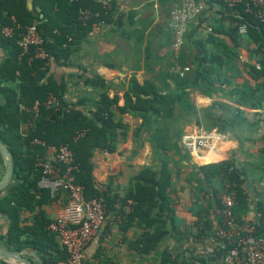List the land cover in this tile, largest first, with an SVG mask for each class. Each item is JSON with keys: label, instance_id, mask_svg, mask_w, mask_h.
Segmentation results:
<instances>
[{"label": "crops", "instance_id": "obj_1", "mask_svg": "<svg viewBox=\"0 0 264 264\" xmlns=\"http://www.w3.org/2000/svg\"><path fill=\"white\" fill-rule=\"evenodd\" d=\"M35 1L46 4L48 12L52 0H26V8L42 17L41 7ZM79 1L89 8L100 5L101 8L94 10L98 12L97 18L74 26L70 22L65 25L64 19L60 20L58 25H64L74 36L70 62L53 58L46 62L47 75L51 74L58 83H64L67 99L73 101L86 97V109H83H93L99 89L87 81L94 76L108 82L103 90L110 97L116 95L118 105L124 103L123 96L131 76L139 82L152 79L174 88L181 85L174 79H189L197 54V58H209L204 60V64L210 65V75H207L209 90L201 91L194 86L185 88L188 91L187 104L196 112L182 116L188 120L184 133L216 130L208 117L201 118L202 110L212 105V112L235 117L242 111L248 117L243 126H238L242 131L221 133L213 147L201 149L199 154H192L183 147L180 152L154 155L148 141L144 139L138 145L133 138V130L141 119L127 112H117L116 117L121 116L129 125L127 133L120 137L114 151L95 149L91 159L95 185L108 194L109 205L103 226L86 246L85 263L218 264L217 260L199 258V250L214 243L213 230L223 188L219 177L212 176L206 181L195 166L234 158L244 171L250 203L249 210L242 217L249 221L260 218L264 208V151L261 150L264 148V73L253 69V64L264 49V41L256 31L257 27L247 29L244 22L239 23L240 11L225 6L220 0H207L202 13L188 23L182 45L176 47L169 21L171 11L179 7L182 0ZM60 14L67 16L65 8ZM16 27L19 23L13 25L14 32ZM5 56L0 47V63ZM186 66L188 69L184 70ZM170 76L171 82H168ZM128 94L132 96L130 92ZM25 126L22 124L18 130L22 135ZM251 127L255 130L249 131ZM51 157L52 154L46 152V159ZM163 161L169 171L171 187L166 191L174 210L173 216L164 222L157 208L148 217L139 215L145 206L130 194L136 187L138 172L147 165L161 168ZM3 171L4 165L0 178ZM60 201H52L43 207L50 218L66 215ZM162 225L164 234H157L156 228ZM7 227V217L0 215V232L5 233ZM146 232L161 235L148 249L140 242ZM19 251L26 260L37 264V257H40L36 250L24 248ZM4 263L16 264L14 260L0 257V264ZM56 264H67L66 259Z\"/></svg>", "mask_w": 264, "mask_h": 264}, {"label": "trees", "instance_id": "obj_2", "mask_svg": "<svg viewBox=\"0 0 264 264\" xmlns=\"http://www.w3.org/2000/svg\"><path fill=\"white\" fill-rule=\"evenodd\" d=\"M35 3L41 7L42 17L26 8V0H0V47L6 54L0 63V141L10 151L14 166L11 184L8 190L0 194V215H5L8 219L7 231L0 232V242L8 250L32 248L36 250L42 264H56L67 258V251L48 228L49 222L54 218H50L43 207L52 201H60V196L63 199L62 202L60 201L61 204H66L69 199L67 191L52 196L48 188L39 185L42 166L38 161H52L54 165L64 169L65 165L58 159H53V156L60 145H69L76 166L73 171L74 181L84 186L86 198L102 197L107 208L109 196L95 185L91 159L95 149L114 151L120 137L127 133L129 125L122 121L121 116L116 117L117 112L120 114L127 112L141 119L133 130V138L138 145H141L145 139L150 143L154 155L180 152L183 150L181 137L185 131L184 125L188 121L183 117L186 113L190 116L196 112L193 106L187 104L188 91L185 88L194 86L201 91L209 90L207 80L210 79L207 75H210V65L204 64L205 58H209L206 56L197 58L195 54L194 67L188 75L189 79L185 81V77L174 79L176 84H181L174 88L169 84L166 85L165 82L152 79L139 82L135 76H131L122 105L116 103L118 99L116 95L110 97L103 90L108 82L100 76H94L87 83L99 89L98 97L93 101L94 108L85 110L87 98L78 97L73 101L67 99L64 95V83H58L51 74L47 75L46 62L50 58L55 61L62 59L67 63L70 62L74 36L65 29L64 25H58L60 20L64 19L65 25L70 22L74 26L90 22L97 17H91L83 22L79 18L78 9L86 6L79 0H66L64 3L62 0H52L48 12L46 4L36 1ZM91 7L92 10L101 8L98 4ZM64 8L67 12L65 17L60 14ZM232 8L240 11L239 23L244 22L247 29L257 27L255 30L264 41V23L256 19L254 14L244 11V6L241 4ZM99 11L101 14L102 9ZM15 23H19V27H16L11 36L2 33L3 26H15ZM31 24H36L40 30L42 45L48 53L47 59L34 57V46H30L29 53L20 55L22 49L18 45V40L22 38L26 27ZM69 36L70 40H67ZM253 69L264 73V67L256 69L253 64ZM168 82H171V76ZM172 89L175 90L174 93ZM51 95L56 98L58 104L47 101ZM212 106L202 110L203 120L208 117L211 126L216 127L220 133L242 131L240 130L242 127L238 126H243V123L248 121V117L242 111L235 117H228L222 113L212 112ZM197 118V122L200 123L199 117ZM22 124L26 125L24 135L18 131ZM251 128L249 131L255 130ZM79 130H85L84 134L78 135ZM52 146L55 147V151H49ZM261 150L264 151V148ZM46 152L52 154L50 160L46 159ZM2 164L0 155L1 172ZM195 167L204 174L206 181L212 176L219 177L223 192L234 194L235 204L232 213L238 224L250 222L255 225V235L264 233V208L261 209V216L256 221L245 220L242 217L249 210L250 203L244 171L236 164L234 158ZM168 174L164 161L161 168L147 165L138 172L136 187L130 194L141 206H145L138 212L142 217H148L154 208H157V212H161L162 222L167 217L173 216L171 199L166 191L167 187H171ZM219 201L217 224L213 230L214 252L200 254L199 258L217 260L218 264L221 259L220 264H222L223 257L232 243L229 239H221L216 233L222 217V203L220 199ZM25 220H29V223H24ZM209 222L210 219L207 223ZM163 229V225L161 228L157 227V234L159 232L164 234ZM205 231L204 226L203 232L206 235ZM160 237L161 235L146 232L140 242L148 249ZM232 240L234 241L235 237ZM192 264L200 263L192 262Z\"/></svg>", "mask_w": 264, "mask_h": 264}, {"label": "built area", "instance_id": "obj_3", "mask_svg": "<svg viewBox=\"0 0 264 264\" xmlns=\"http://www.w3.org/2000/svg\"><path fill=\"white\" fill-rule=\"evenodd\" d=\"M221 1L230 8L243 5L244 11L254 14L256 19L264 23V0ZM205 2L206 0H182L181 5L171 11L169 25L174 32V46L182 45L188 23L202 13ZM78 13L83 22L98 15L97 11L81 7ZM1 31L4 35L11 36L14 33L13 25H6ZM42 43L43 38L38 26L36 24L27 26L22 38L18 40V45L22 49L20 55L29 53L30 46H34V57L47 59L48 53ZM254 66L256 69L264 67V50ZM47 101L58 104L53 95L49 96ZM84 132L85 130H79L78 135H83ZM220 136L222 134L217 130L202 129L194 133H184L181 143L186 150L196 155L201 149L213 147ZM49 151H55V147H50ZM53 159L61 161L65 165L64 169L54 165L52 161L39 160L38 164L42 166L39 185L48 188L52 196L67 191L69 200L64 204L66 215L54 217L48 228L56 235L59 244L66 249L67 264H86V246L106 220V204L102 197L86 198L84 186L74 181L73 171L76 166L69 145H60ZM220 200L222 217L216 233L221 239H229L232 243L223 257L222 264H264V233L255 235L254 224L250 222L238 224L235 221L232 213L235 204L234 194L224 191L220 195ZM214 248L215 243L204 245L199 253L213 254Z\"/></svg>", "mask_w": 264, "mask_h": 264}, {"label": "water", "instance_id": "obj_4", "mask_svg": "<svg viewBox=\"0 0 264 264\" xmlns=\"http://www.w3.org/2000/svg\"><path fill=\"white\" fill-rule=\"evenodd\" d=\"M0 155L4 165V171L0 178V192H5L6 190H8L11 184L14 166H13L12 155L8 150L7 146L2 141H0ZM0 257L14 260L16 264H35L33 262L26 260V258L22 256L20 251L8 250L3 246L1 242H0ZM37 264H42L40 258L38 257H37Z\"/></svg>", "mask_w": 264, "mask_h": 264}]
</instances>
